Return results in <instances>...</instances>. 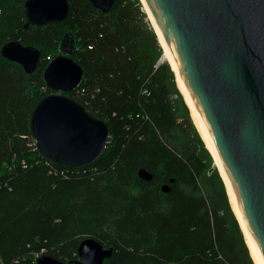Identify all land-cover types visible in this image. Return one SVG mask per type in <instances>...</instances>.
<instances>
[{
  "label": "trees",
  "instance_id": "1",
  "mask_svg": "<svg viewBox=\"0 0 264 264\" xmlns=\"http://www.w3.org/2000/svg\"><path fill=\"white\" fill-rule=\"evenodd\" d=\"M25 1L0 0V260L36 264L42 251L70 261L83 239L94 238L114 248L104 264H245L242 230H231L190 173L187 181L191 158L179 131L187 126L202 139L190 116L179 113L170 63L152 57L164 51L140 0H118L109 13L90 0H69L64 21L27 28ZM67 31L84 70L70 95L110 128L102 155L78 169L48 162L30 137L32 110L52 91L44 69ZM11 40L42 51L36 71L2 55ZM142 168L151 180L139 177Z\"/></svg>",
  "mask_w": 264,
  "mask_h": 264
},
{
  "label": "water",
  "instance_id": "2",
  "mask_svg": "<svg viewBox=\"0 0 264 264\" xmlns=\"http://www.w3.org/2000/svg\"><path fill=\"white\" fill-rule=\"evenodd\" d=\"M145 1L217 158L257 261L264 264V0ZM90 2L105 13L118 4ZM69 11V0H26L25 27L62 22ZM79 52L74 34L67 31L59 54L43 72L52 91L38 100L30 120V137L41 157L71 169L94 163L110 140L108 123L70 95L84 79L74 58ZM1 53L33 73L42 51L11 40ZM138 175L153 178L143 168ZM171 189L170 183L162 185L165 193ZM113 252V247L85 238L77 259L62 261L43 253L36 264H104Z\"/></svg>",
  "mask_w": 264,
  "mask_h": 264
},
{
  "label": "rangeland",
  "instance_id": "3",
  "mask_svg": "<svg viewBox=\"0 0 264 264\" xmlns=\"http://www.w3.org/2000/svg\"><path fill=\"white\" fill-rule=\"evenodd\" d=\"M140 3H141V9L147 15L146 21H148V25L155 32L154 26L145 8V4L143 0H140ZM157 39H158V36H157ZM159 44L161 45L160 41H159ZM156 55L157 53L156 54L152 53V57L153 59L155 58V60L157 61V64L163 62L164 60H167L169 62V60L164 57V52L158 58ZM174 81H175V85L178 91L181 94V101H180L181 103L177 102L178 103L177 108L179 110V113L190 116V118L193 121L194 126L196 127L199 133L200 138L202 139V142H199L197 137H193L187 126L185 127V129L182 126L183 131L182 132L179 131L180 134L178 136V141L183 147L182 150L185 153H187V155H189V157L191 158L189 169L186 168L187 181H190V180L192 181V178L188 176V174L190 173L196 182V185H197L196 189L198 190V188L199 189L201 188L202 192L204 193L206 192L209 195V198H211V200H209V203L215 205L216 208L221 212V214H223L225 220L229 223L231 230L236 231V227L239 226V228L243 232V238H244V244L240 245V249L242 250L244 257L246 255L245 264H257L254 256L252 255L249 244L246 240V236L241 226V222L238 219L236 212L234 211L230 196L227 192V187L218 170V166L215 163V159L212 153L210 152L205 140L203 139L199 128L197 127L195 118L191 112V109L185 99V96L181 88L178 86L176 72H174ZM182 121L183 119L179 118V122H182Z\"/></svg>",
  "mask_w": 264,
  "mask_h": 264
},
{
  "label": "bare ground",
  "instance_id": "4",
  "mask_svg": "<svg viewBox=\"0 0 264 264\" xmlns=\"http://www.w3.org/2000/svg\"><path fill=\"white\" fill-rule=\"evenodd\" d=\"M143 2H144V4H145V8H146V10H147V12H148V14H149V17H150V19H151V21H152L153 26H154L155 33L157 34L158 39H159L161 45L163 46V49H164V57H165L166 59L169 60V63H170V65H171L172 69L174 70V72H176L177 80H178V86L181 88V90H182V92H183V94H184V96H185V99H186V101H187V103H188V105H189V107H190V109H191V112H192V114H193V116H194V118H195V121H196L197 127L199 128L200 133H201L203 139L205 140V142H206V144H207V146H208L210 152L212 153V155H213V157H214V159H215V163H216V165L218 166V170H219V172H220V174H221V176H222V178H223V181L225 182V185H226V187H227V184H226L225 178H224V176H223V174H222V171H221V168H220L219 163H218V161H217V158H216L214 152L212 151V149L210 148V146H209L207 140L205 139V137H204L203 134H202L201 127H200V123H199V119H198V117H197V115H196V113H195V111H194V109H193V107H192V105H191V103H190V100H189V98H188V96H187V94H186V92H185V90H184V88H183V86H182V84H181V82H180V78H179L178 72L176 71L175 66L173 65L172 61L170 60V58H169V56H168V54H167V52H166V50H165V47H164V45H163V43H162V40H161L160 34L158 33V30H157V27H156V24H155V21H154L153 15H152V13H151V11H150V9H149V7H148L146 1L143 0ZM227 192H228V194H229V196H230V199H231V202H232V205H233L234 211L236 212V215H237L238 219H239L240 222H241V219H240V216H239L238 209H237V207H236V205H235V203H234V200H233V198H232V196H231V194H230V192H229L228 187H227ZM241 226H242V228H243V230H244V233H245V236H246V240H247V242H248V244H249V247H250V249H251L252 255L254 256V258H255L257 264H259L258 261H257V258H256V256H255V252H254L253 248L251 247V245H250V243H249V240H248V237H247L246 231H245V229H244V226L242 225V222H241Z\"/></svg>",
  "mask_w": 264,
  "mask_h": 264
},
{
  "label": "built area",
  "instance_id": "5",
  "mask_svg": "<svg viewBox=\"0 0 264 264\" xmlns=\"http://www.w3.org/2000/svg\"><path fill=\"white\" fill-rule=\"evenodd\" d=\"M41 254H43L42 251H41V252H38V253H35V256H34V262H35V263H36V261H37L38 256L41 255ZM19 261H20V259H17V260H16V262H19ZM0 264H9V263H6V262L0 260Z\"/></svg>",
  "mask_w": 264,
  "mask_h": 264
}]
</instances>
